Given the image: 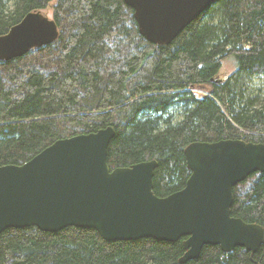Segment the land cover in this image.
Here are the masks:
<instances>
[{
	"label": "trees",
	"instance_id": "trees-1",
	"mask_svg": "<svg viewBox=\"0 0 264 264\" xmlns=\"http://www.w3.org/2000/svg\"><path fill=\"white\" fill-rule=\"evenodd\" d=\"M46 8L56 40L0 60V166L111 126L110 170L155 160L153 192L165 197L190 175L189 144H264V102L249 88L250 77L264 76V0H217L168 45L147 41L123 0H0V36ZM228 57L235 69L220 78ZM233 197L231 214L264 228V173L238 183ZM184 240L108 242L87 228H9L0 234V264H264V245L256 253L207 245L179 263Z\"/></svg>",
	"mask_w": 264,
	"mask_h": 264
},
{
	"label": "water",
	"instance_id": "water-1",
	"mask_svg": "<svg viewBox=\"0 0 264 264\" xmlns=\"http://www.w3.org/2000/svg\"><path fill=\"white\" fill-rule=\"evenodd\" d=\"M139 33L150 43L170 44L217 0H123ZM58 37L53 19L27 13L0 36V60H11ZM109 126L56 140L21 165L0 166V234L35 226L54 233L66 227L95 230L105 241L185 238L179 263L195 260L204 246L229 253H256L264 228L231 214L233 188L264 173V144L243 140L196 141L184 149L190 175L165 197L153 192L155 160L110 170Z\"/></svg>",
	"mask_w": 264,
	"mask_h": 264
},
{
	"label": "rangeland",
	"instance_id": "rangeland-1",
	"mask_svg": "<svg viewBox=\"0 0 264 264\" xmlns=\"http://www.w3.org/2000/svg\"><path fill=\"white\" fill-rule=\"evenodd\" d=\"M42 14H44L45 16H47L48 18L53 19V14H52V10L49 9H45V10H41ZM235 69V64H234V60L232 57H228L226 58V60L223 61L222 63V67H221V71H220V78H224L226 76H228L229 74L232 73V71ZM251 81V83L249 84V88L255 89L254 91V95H258L260 97V101L264 102V76H257V77H250L249 79ZM196 92H200L201 94L203 93L204 95L206 94L203 91H196ZM262 99V100H261Z\"/></svg>",
	"mask_w": 264,
	"mask_h": 264
},
{
	"label": "bare ground",
	"instance_id": "bare-ground-1",
	"mask_svg": "<svg viewBox=\"0 0 264 264\" xmlns=\"http://www.w3.org/2000/svg\"><path fill=\"white\" fill-rule=\"evenodd\" d=\"M15 58H17V57H15ZM12 59H14V58H12Z\"/></svg>",
	"mask_w": 264,
	"mask_h": 264
}]
</instances>
